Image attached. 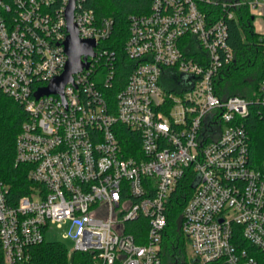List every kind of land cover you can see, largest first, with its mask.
Returning a JSON list of instances; mask_svg holds the SVG:
<instances>
[{
	"label": "built area",
	"instance_id": "built-area-1",
	"mask_svg": "<svg viewBox=\"0 0 264 264\" xmlns=\"http://www.w3.org/2000/svg\"><path fill=\"white\" fill-rule=\"evenodd\" d=\"M87 2L0 0V92L26 112L16 164L30 182L14 200L0 181V264H29L30 250L65 226L73 251L94 264H163L169 204L189 172L197 185L183 210L189 263L264 264V166L250 163L243 124L252 102L215 90L235 60L228 20L244 6L256 20L264 0L223 3L215 22L204 0H151L149 13L129 17L124 51L136 66L114 100L117 52L104 44L115 20ZM72 3L95 56L63 97L36 98L65 71ZM170 71L179 78L167 89ZM255 102L264 109V78ZM122 127L138 135L137 157L126 155ZM139 218L147 232L127 231Z\"/></svg>",
	"mask_w": 264,
	"mask_h": 264
},
{
	"label": "trees",
	"instance_id": "trees-1",
	"mask_svg": "<svg viewBox=\"0 0 264 264\" xmlns=\"http://www.w3.org/2000/svg\"><path fill=\"white\" fill-rule=\"evenodd\" d=\"M220 6L204 0L201 9L207 13L210 21L215 22L223 15V3L234 0H211ZM151 0H88L89 8L94 9L100 19L113 18L115 30L113 37L106 44L117 52L118 68L116 84L110 92L112 100L126 85L136 62L129 59L124 46L129 38V17L132 14H147ZM236 16L228 20V43L234 51L235 60L227 69L220 81L215 84L217 96L225 100L230 97L245 98L250 105V114L243 120L250 137V163L256 168L264 166V109L255 100L261 81L264 78V36L255 30V19L249 8L244 6L235 10ZM171 72V71H170ZM178 75L166 77L164 85L174 88L171 81ZM26 112L22 105L0 92V181L10 188V195L19 199L28 194L30 182L27 178L28 167L16 164V141L26 120ZM125 153L137 157L140 153V139L137 134L122 127L121 132ZM195 177L188 173L169 204L168 227L162 250L163 264H190L187 247L188 237L182 229L183 210L194 193ZM149 220L139 218L127 224V231L137 235L138 231L147 232ZM29 264H94L93 255L78 251L69 252L65 244L59 241H45L30 250Z\"/></svg>",
	"mask_w": 264,
	"mask_h": 264
},
{
	"label": "water",
	"instance_id": "water-1",
	"mask_svg": "<svg viewBox=\"0 0 264 264\" xmlns=\"http://www.w3.org/2000/svg\"><path fill=\"white\" fill-rule=\"evenodd\" d=\"M74 4L67 12L68 20V38L65 42V51L68 56V62L64 73L51 80L49 86L41 89L36 93V98L48 96L51 94H59L64 96V89L68 83L74 81V75L89 68L87 59L94 57V48L96 46L94 41L81 40L76 25L73 22ZM195 185L194 187H196Z\"/></svg>",
	"mask_w": 264,
	"mask_h": 264
},
{
	"label": "rangeland",
	"instance_id": "rangeland-1",
	"mask_svg": "<svg viewBox=\"0 0 264 264\" xmlns=\"http://www.w3.org/2000/svg\"><path fill=\"white\" fill-rule=\"evenodd\" d=\"M256 15H257V19L254 22L255 30L260 34H263L264 33V24H263L261 17L264 16V14L257 12ZM67 229H68L67 226H65L64 228L55 227L51 232L48 233L47 241L62 242L63 244L66 245L69 252L72 253L75 245H74L73 240L65 237V232ZM187 254H188V256L192 255L190 246L187 247Z\"/></svg>",
	"mask_w": 264,
	"mask_h": 264
}]
</instances>
